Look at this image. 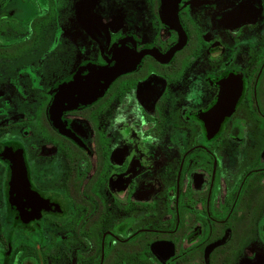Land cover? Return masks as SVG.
I'll list each match as a JSON object with an SVG mask.
<instances>
[{
    "label": "flooded vegetation",
    "instance_id": "obj_1",
    "mask_svg": "<svg viewBox=\"0 0 264 264\" xmlns=\"http://www.w3.org/2000/svg\"><path fill=\"white\" fill-rule=\"evenodd\" d=\"M0 264H264V0H0Z\"/></svg>",
    "mask_w": 264,
    "mask_h": 264
},
{
    "label": "water",
    "instance_id": "obj_2",
    "mask_svg": "<svg viewBox=\"0 0 264 264\" xmlns=\"http://www.w3.org/2000/svg\"><path fill=\"white\" fill-rule=\"evenodd\" d=\"M116 76H117V74L110 75L105 80V82H102L100 85L97 84L92 79L88 80V82L86 84L82 83V82L77 83L78 84L77 91L74 90V91L70 92V94H72V97L70 100L67 101L66 106H68V107L62 108V109L65 110L68 108L70 109V108H74V107H79L80 105L87 104V103L91 102L97 94L104 91L107 88V86H109L111 81L114 78H116ZM74 85H72V86H74ZM81 85H83V87ZM72 86H69V89ZM93 87H95V88L93 89Z\"/></svg>",
    "mask_w": 264,
    "mask_h": 264
}]
</instances>
